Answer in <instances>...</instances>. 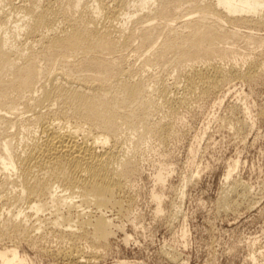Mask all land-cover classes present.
Here are the masks:
<instances>
[{
    "label": "bare ground",
    "instance_id": "6f19581e",
    "mask_svg": "<svg viewBox=\"0 0 264 264\" xmlns=\"http://www.w3.org/2000/svg\"><path fill=\"white\" fill-rule=\"evenodd\" d=\"M0 3V264H35L20 247L91 263L123 223L138 220L144 151L179 133V110L192 98L199 110L212 97L221 105L232 80L256 83L257 62L241 70L220 61L236 55L238 42L264 43V0ZM184 7L182 16L196 15L178 21ZM229 113L232 129L247 128L245 102ZM258 115L264 119V110ZM237 164L225 174L221 207L252 201L233 177ZM165 165L152 175L160 188L170 173ZM160 188L150 193L155 217L163 212ZM53 237L67 246L51 248Z\"/></svg>",
    "mask_w": 264,
    "mask_h": 264
},
{
    "label": "rangeland",
    "instance_id": "374dc122",
    "mask_svg": "<svg viewBox=\"0 0 264 264\" xmlns=\"http://www.w3.org/2000/svg\"><path fill=\"white\" fill-rule=\"evenodd\" d=\"M2 7L3 3H0ZM185 11L186 7L178 13V21L196 15L182 16ZM260 33L264 34V30ZM234 48L236 55L224 58L220 63L226 67L235 64L244 70L250 62H257L256 83L248 85L241 79L232 80L225 86L226 89L230 87V92L221 105L214 106L216 98L212 97L204 103V109L199 110L197 100L192 98L190 101L196 102L190 104L188 101L190 105L179 110L184 115L179 133L168 139L165 147L151 144L155 151L149 146L144 151L143 157L149 159L142 161L143 172L141 170L142 175L136 180L138 183L135 182L139 190L136 188L134 208L137 210L133 208L136 212L133 215L138 222L133 227L129 222L123 223L124 229L116 232L110 249L101 253L103 257L84 264H116L122 260L127 264H176L170 258L174 251L175 259L180 258L182 264H264V119L258 115L264 110V43L238 42ZM243 102L249 107L250 115L246 116L247 128L239 131L232 129L227 119L230 106ZM236 161L238 166L233 177L247 185L253 198L251 202L240 201L235 207H221L222 196L229 193L230 181L225 179V174ZM159 163L166 164L167 173L170 172L162 188L152 179ZM157 186L163 191V212L155 217L150 193L158 190ZM126 235L127 240L124 239ZM47 242L51 248L67 246L64 244L67 242L62 244L54 237ZM83 245L86 246L84 254H90L92 248ZM24 250L20 247L29 263L66 264L37 255L35 249L24 247Z\"/></svg>",
    "mask_w": 264,
    "mask_h": 264
}]
</instances>
